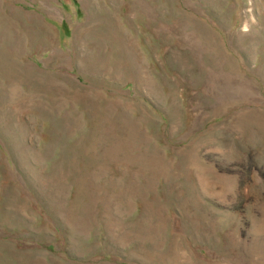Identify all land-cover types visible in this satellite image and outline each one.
<instances>
[{"label": "rangeland", "instance_id": "1", "mask_svg": "<svg viewBox=\"0 0 264 264\" xmlns=\"http://www.w3.org/2000/svg\"><path fill=\"white\" fill-rule=\"evenodd\" d=\"M0 264H264V0H0Z\"/></svg>", "mask_w": 264, "mask_h": 264}]
</instances>
